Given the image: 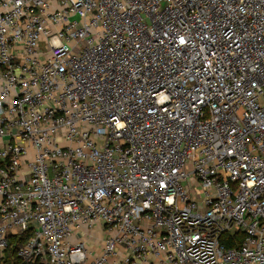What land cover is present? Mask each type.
<instances>
[{
  "label": "built area",
  "instance_id": "1",
  "mask_svg": "<svg viewBox=\"0 0 264 264\" xmlns=\"http://www.w3.org/2000/svg\"><path fill=\"white\" fill-rule=\"evenodd\" d=\"M27 230L9 264H264V0H0V260Z\"/></svg>",
  "mask_w": 264,
  "mask_h": 264
},
{
  "label": "trees",
  "instance_id": "2",
  "mask_svg": "<svg viewBox=\"0 0 264 264\" xmlns=\"http://www.w3.org/2000/svg\"><path fill=\"white\" fill-rule=\"evenodd\" d=\"M32 230H27L26 232L20 233L16 236H11L9 241V247L7 248L4 260H0V264H9L11 262L17 261V250L21 244H23L27 238L31 235ZM228 237H223V241L228 246H235L241 242L244 237V233L241 231L229 232ZM37 264V263H36Z\"/></svg>",
  "mask_w": 264,
  "mask_h": 264
},
{
  "label": "crops",
  "instance_id": "3",
  "mask_svg": "<svg viewBox=\"0 0 264 264\" xmlns=\"http://www.w3.org/2000/svg\"><path fill=\"white\" fill-rule=\"evenodd\" d=\"M106 236V231L98 228L96 231H94V235L90 234L88 230H85L83 235H79V237L73 236L72 239L73 241L83 240L85 245L90 246V248H92L94 251L99 252ZM109 264H117V258H110Z\"/></svg>",
  "mask_w": 264,
  "mask_h": 264
},
{
  "label": "rangeland",
  "instance_id": "4",
  "mask_svg": "<svg viewBox=\"0 0 264 264\" xmlns=\"http://www.w3.org/2000/svg\"><path fill=\"white\" fill-rule=\"evenodd\" d=\"M109 233H111V234H112L113 232H109ZM109 233H108V232H106V234H107V235H108Z\"/></svg>",
  "mask_w": 264,
  "mask_h": 264
}]
</instances>
